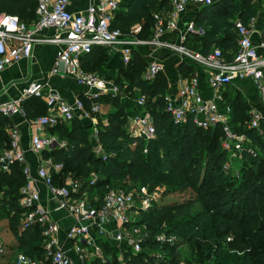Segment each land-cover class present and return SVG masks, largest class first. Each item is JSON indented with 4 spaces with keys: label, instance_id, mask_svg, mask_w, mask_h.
I'll use <instances>...</instances> for the list:
<instances>
[{
    "label": "trees",
    "instance_id": "16d2710c",
    "mask_svg": "<svg viewBox=\"0 0 264 264\" xmlns=\"http://www.w3.org/2000/svg\"><path fill=\"white\" fill-rule=\"evenodd\" d=\"M261 1L221 0L211 5L197 4L202 7L190 22L203 28L205 33L187 34L184 45L202 54L219 48L231 61L238 50L239 35L235 24L241 21L249 25L253 18L264 12ZM36 7V0H0V12L18 16L27 23L35 19ZM170 8V0H122L111 27L129 34L134 25L140 24L139 38L150 39L154 35V14L168 12ZM179 40L178 36L176 42ZM146 48L135 47L128 64L124 63L120 53L107 47H96L82 58L86 72L112 81L120 89L117 96L103 95L100 98L101 112L106 113L107 123L99 119L98 139L108 159L103 160L94 151L91 122L78 118L50 130L66 145L44 153L45 158L64 164L63 179L71 175L83 182V191L97 197L98 206L102 205L110 190L144 186L153 191L168 180L175 184L171 190L164 191L157 205L138 218V222L147 225L152 233V238L143 244L139 254H132L130 249L120 250L111 242L98 239L107 261L97 258L90 264H264V135L248 129V103L237 90L225 93L227 104L233 110L234 130L246 134L257 153L253 156L244 152L240 176L236 177L224 172L229 160L222 147L224 133L221 126L204 130L192 121L180 126L174 124L164 99L171 88L169 74L165 68L153 82L145 78L149 65L144 54ZM259 52L264 54V48ZM182 60L179 71L185 76L194 74L195 67L189 62L196 63L189 58ZM97 63L102 66L99 71L95 70ZM125 84L130 88L125 89ZM141 95L146 98L145 109L156 130V137L149 141L131 135L128 130L129 117L140 109L132 106L131 112L127 103ZM124 96L129 98L121 99ZM83 99L89 109L90 102L84 96ZM24 108L30 118L47 113L46 103L41 98L26 100ZM10 126L13 121L0 115V151L10 146L6 132ZM93 174L97 180L91 185ZM26 183L22 165L14 164L10 173L0 170V222L6 223L0 229L11 232L16 244L3 243L7 253L17 251L41 264H52L46 260L42 229L30 228L20 232L27 211L20 205L21 189ZM55 183L63 182L57 177ZM187 191L186 199L162 202L168 195ZM164 216L170 218L168 225L159 223ZM162 232L176 235L181 241L173 246H161L153 237ZM2 233L0 230V240ZM231 235L234 239L228 241ZM183 246L190 249L191 256L186 262L181 258L180 247ZM121 251L123 259L119 258ZM158 252L162 257L155 255Z\"/></svg>",
    "mask_w": 264,
    "mask_h": 264
},
{
    "label": "built area",
    "instance_id": "2783aa9c",
    "mask_svg": "<svg viewBox=\"0 0 264 264\" xmlns=\"http://www.w3.org/2000/svg\"><path fill=\"white\" fill-rule=\"evenodd\" d=\"M221 0H170L168 12L154 14V35L150 39H140V24L131 28L129 34L120 29H113L112 22L122 0H92L84 12L74 13L70 10L72 0H36V19L31 23L22 21L18 16L0 12V71L30 58L39 44H53L61 49L55 58L51 76L73 78L84 90L83 96L91 104L88 109L83 96L72 100L64 98L60 93L51 90L48 82L32 81L24 89L21 96L8 101H0V115L12 120L20 116L30 123L33 134L30 139V151L35 155L37 168L27 158L26 148L22 143V133L13 124L6 132L10 138V146L0 151V170L10 173L14 164L23 166L27 183L21 189L20 205L27 211L21 223V232L30 228H41L43 232L46 260L52 264H90L94 259L107 261L104 250L98 239L116 245L120 250L130 249L137 255L143 244L152 238L147 225L140 224L138 218L143 212L157 205L162 199L161 189L149 190L140 186L132 190H110L104 196L101 206L98 198L88 191H83V182L71 175L63 179V163L53 158H45L44 153L56 147H64L56 135L50 130L60 123L72 121L74 118L88 120L94 125L93 137L95 153L108 159L98 139V120L101 116L100 98L103 95L117 96L120 89L112 81L97 74L86 72L82 66V58L90 54L96 47H107L120 53L124 63L128 64L135 47L148 46L165 49L179 55L181 59H190L208 71V88L206 96L200 88V79H179L176 94L167 93L164 97L166 110L171 114L175 125L192 123L204 130L221 126L224 136L222 147L228 154V163L224 172L239 177V171H233V163L241 161L244 152L253 156L257 153L251 146L250 138L237 133L232 124L233 110L227 104L225 93L229 86L241 81H251L257 89L261 109L252 108L249 113L248 129L264 135V54L259 50L264 43L256 44L253 38L254 28L241 21L235 24L238 37V50L229 61L222 50L215 48L209 54H202L187 48L184 43L189 33L204 34L203 28H197L194 22H186L184 29H179L183 16L191 3L211 5ZM53 31L52 35L44 34ZM179 34V42L163 39L166 35ZM165 70L164 64L153 60L149 63L145 78L153 82L156 76ZM31 98L44 99L47 113L31 119L24 108V102ZM124 96L121 99H128ZM139 112L131 114L128 127L130 134L147 141L156 137V130L151 115L146 111L145 96L135 99ZM147 151V150H145ZM59 177L62 184H56ZM97 180L93 175L91 185ZM39 185L44 187L48 199L45 201ZM48 200L55 209L64 212L65 218L73 223L64 228L62 220L52 215ZM63 233V234H62ZM161 246L175 245L181 241L179 237L165 232L153 237ZM234 237H228L233 241ZM120 259H123L121 251ZM7 254L4 243L0 240V260ZM162 257L160 252L155 254ZM109 258V257H108ZM12 264H41L31 256L17 252Z\"/></svg>",
    "mask_w": 264,
    "mask_h": 264
},
{
    "label": "crops",
    "instance_id": "0c3cea01",
    "mask_svg": "<svg viewBox=\"0 0 264 264\" xmlns=\"http://www.w3.org/2000/svg\"><path fill=\"white\" fill-rule=\"evenodd\" d=\"M92 0H72L70 4V10L74 13L84 12L88 6L91 4ZM202 6L197 4H191L188 7V11L185 14V17L182 19V23H180L179 29H184V24L186 22H190V19H194L201 9ZM35 19H36V10H35ZM34 19V20H35ZM34 20H31L29 24H31ZM249 25L254 28L253 30V38L256 44L264 43V12H260L256 18H253ZM53 31H46L44 34L52 35ZM172 36V37H171ZM179 36V34H178ZM178 36L176 34H168L163 39L169 40L172 42H176L178 40ZM146 59L149 60V63L153 60L160 61L164 64V67L169 74V79L171 82V88L169 93L176 94L177 85L179 79L189 80L192 77H197L200 79V88L202 93L206 96L210 94V89L208 88V71L200 66L199 64H193L191 61L189 64L195 67L194 74L190 73L185 76L179 71L180 65L184 62L177 54L165 49H158L153 47L146 46ZM60 47L53 44H39L34 47L33 55L30 58L22 59L20 62L15 63L9 66L4 71H0V101H8L11 99H15L23 93L24 89L28 86L29 82L32 81H41L48 82L51 90H55L60 93L64 98L68 100H72L76 97L83 96V88L77 84V82L71 77H62V76H51L50 72L53 67L54 61L58 52L60 51ZM144 50V49H143ZM141 51V50H140ZM187 60V59H186ZM187 62V61H185ZM236 86H229L228 90L231 93L233 90H237L246 100L249 105V112L252 108L261 109L262 106L259 101V95L257 89L254 87L251 81H241L235 84ZM43 102L45 103L44 99ZM227 102V100H226ZM135 108L139 110L136 105L135 99L129 101L127 103L128 110L130 108ZM32 112L35 109L30 106L29 108ZM133 112V111H131ZM105 112L102 111L101 117H104V120L107 123V118L105 117ZM99 118V119H100ZM34 119V118H31ZM13 124L17 125L22 133V143L23 146L28 150L27 158L29 162L33 166V171L35 173L37 168V161L35 155L30 151V139L33 134V128L30 123L25 122L22 117L15 116L12 118ZM94 129V125L92 126ZM39 189H41L43 199L46 201L48 199V194L44 187L39 185ZM48 206L52 209V215L61 219L62 225L64 228H68L72 223L71 218H65L64 212L55 209V205L48 200ZM9 239L6 238V241L1 237V241L7 243L9 245H15V239L12 236L11 232L3 231ZM63 234V233H62ZM3 236V234H2ZM4 237V236H3ZM15 252H8L5 258L0 260V264H7V262L12 263Z\"/></svg>",
    "mask_w": 264,
    "mask_h": 264
},
{
    "label": "rangeland",
    "instance_id": "374dc122",
    "mask_svg": "<svg viewBox=\"0 0 264 264\" xmlns=\"http://www.w3.org/2000/svg\"><path fill=\"white\" fill-rule=\"evenodd\" d=\"M264 5V0L261 1V4L260 6ZM262 10V9H261ZM110 53V52H109ZM112 54V53H111ZM102 66L97 63V65L95 66V70L99 71V68H101ZM125 89H129L130 88V85L129 84H125L124 86ZM102 113V112H101ZM106 117V116H105ZM100 120H102L103 123H105L106 121L104 120V117H101ZM100 120L98 122H100ZM128 130L130 132V128L128 127ZM91 140H92V144H93V148L95 149V141H94V137H93V131L91 130ZM97 155V154H96ZM241 162L239 160H236L232 165H233V171H239V169L241 168ZM94 175V174H93ZM92 175V177H93ZM164 185L161 186V192L162 194L164 193V191H168L169 189L171 190V188H174V185L175 184H171L170 180L168 181H165L163 183ZM140 187V186H137V188ZM135 189V188H133ZM132 190V188L130 189ZM188 195H189V191L187 192H184V193H181L180 195H177V194H173V195H168L167 197H165V199L162 200L163 203H172L174 202V200H182V199H186L188 198ZM169 216H164L162 217L160 220H159V223H161L162 225H168L169 223ZM6 223L4 222H0V226L3 228L5 227ZM0 227V228H1ZM21 230V229H20ZM6 232V231H5ZM21 232V231H20ZM19 232V233H20ZM3 236L1 235V237L4 239V241H6V238L9 239L8 237L5 238V236H7L6 234H4V232L2 233ZM180 251H181V258H182V262H186V260H188V258L191 256L190 255V249L189 247L187 246H183V247H180ZM207 264V263H205ZM208 264H211V263H208Z\"/></svg>",
    "mask_w": 264,
    "mask_h": 264
}]
</instances>
